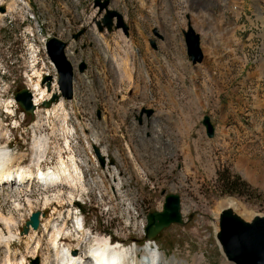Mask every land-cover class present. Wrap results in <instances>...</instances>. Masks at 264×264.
I'll return each instance as SVG.
<instances>
[{
	"label": "rangeland",
	"instance_id": "obj_1",
	"mask_svg": "<svg viewBox=\"0 0 264 264\" xmlns=\"http://www.w3.org/2000/svg\"><path fill=\"white\" fill-rule=\"evenodd\" d=\"M236 2L228 6L218 0H109L108 8L122 14L129 27L126 37L120 30L98 31L95 20L103 14L98 16L94 0H0V11L4 10L0 12V146L9 143L14 166L34 169L30 131H10L11 118L1 105L23 89L25 60L27 68L31 66L29 44L42 36L57 38L67 44L66 55L73 67L86 64L82 75L74 71L79 100L73 104L77 118L75 122L72 117V128L77 123L87 138L104 147L115 161L114 185L119 183L115 187L108 179L113 196L105 183L102 198L88 186L86 192L74 189L79 190L75 200L82 204L90 232L89 247H94L93 239L105 238L131 249L142 246L136 248L140 263L146 258L144 247L150 244L159 247L166 264L174 260L178 264H231L215 237L220 212L230 208L245 222L264 217V76L260 74L264 26L257 21L255 0ZM189 25L201 37L204 59L197 65L186 55L182 32ZM81 30L85 33L74 41L72 36ZM44 42L40 41L43 47ZM36 60L49 58L40 53ZM124 72L132 77L131 83L117 80ZM29 74L32 71L26 72L27 80ZM16 105V118L23 120ZM143 109L152 115H141ZM204 116L215 127L212 139L202 126ZM29 122L26 117L25 125ZM96 169L99 165L94 162L91 170ZM220 174L221 178L239 177L248 187L224 194ZM39 190L22 193L18 199L25 214L29 213L25 211L27 197L34 208L42 206L46 196L50 204H55L54 195L64 199L63 191ZM162 192L180 197L184 225L173 224L147 241L146 217L162 211ZM6 208L10 210L9 205ZM45 237L39 236L44 248L37 256L42 264L43 259L55 264ZM24 241L13 243L12 250L10 244L11 252L29 255L31 248ZM86 245L81 246L80 255Z\"/></svg>",
	"mask_w": 264,
	"mask_h": 264
},
{
	"label": "bare ground",
	"instance_id": "obj_2",
	"mask_svg": "<svg viewBox=\"0 0 264 264\" xmlns=\"http://www.w3.org/2000/svg\"><path fill=\"white\" fill-rule=\"evenodd\" d=\"M218 1L220 3H223V5H224V3H226V4L228 3V6H234V4H236L238 2V1L236 2V0H233V2H231V3H229L228 0L227 1L218 0ZM262 2H264V1H262ZM262 2L255 0V8H256V12H257L256 13L257 21L261 25L264 26V15H263L264 3L262 6V4H261ZM212 6H213V4H212ZM236 13H237L238 17L241 16V13L239 11H236ZM1 17H2V15H0V18ZM224 30L225 31H231L232 29L230 30L228 28H225ZM40 46L42 49H44L42 43H40ZM69 57L70 58L74 57L73 53H69ZM47 61L49 62V60H47ZM36 65H37V60H31L30 68H34ZM262 66L263 65H261L260 74L264 76V67H262ZM28 80H32V74L31 75L29 74ZM117 80H119V81L124 80L126 82L131 83L133 79H132V77H130V75L128 73L124 72V73H121L120 75L117 76ZM33 86L35 89L33 99H34V103L36 106L39 105V103L41 101H44V100L50 98V96L52 95V93H50L46 89V87L41 85L40 79L37 82H34ZM52 87L55 90V92H57L56 85L54 84ZM12 103L15 104L14 100L4 102V106L6 107L7 113L9 115H14L13 109L10 110V104H12ZM172 103L173 102L171 101L170 104H172ZM64 104H65V102L61 99V100H59L58 103L53 105V107L51 109L44 110V111L49 116L52 115V116L58 117L59 115H63L64 118L67 120L70 118V114L65 110ZM173 108H175V107H173ZM37 113H38V111H37ZM41 141H43V140L35 142V149H36L35 150V158H37V159H41L43 156L42 153L39 152V149H43V150L45 149V143L44 142H42V144L37 148V146L41 143ZM88 157H90L92 160L91 165H93L94 162H97L96 158L92 154H91V156H88ZM14 159L15 158L12 156L11 152L9 151V149L6 146L0 147V182L2 180H5V182H7V181L12 182L14 180V183H17L18 185L21 186L22 184H25L28 181L29 182L35 181L36 177L39 175L38 181H35L32 184V187L28 190V193H30L32 191V189H36V188L42 189V187H43V190H42L43 192H46V193L52 192V190H50V189H56V188L62 187V184H59V182H66V187H69V188L70 187L74 188V189L80 188L81 192L82 191L86 192V188H84V187H86V186L90 187L91 173H89L88 171H80V165H76L75 163L58 162L56 169H48L46 172L44 171L45 173H43L40 170H37V171H34V169L29 170L26 167H18L15 169L14 168L15 167L14 166ZM60 164L63 166V167H61V170L57 169V167L59 168ZM72 166L74 167V169L72 171L73 174L70 173V169L72 168ZM95 171H99V170L96 169ZM79 172H80V180H79V183L77 185V176L75 174L79 173ZM118 185H119V183L116 184L117 187H118ZM3 188L4 187H2L1 190H3ZM11 188H12V186H11ZM53 191H54L53 193L59 192V191H55V190H53ZM53 199L56 200V201H54L55 203H57V204L59 203V196L58 195H54ZM73 201L74 200L72 199L68 203H71ZM76 201L80 202V200H76ZM15 203H16V201H14V204ZM44 204L46 205V207H45L46 209H47V205L50 206V198L48 196H46L44 198ZM229 204H231V203H229ZM26 205L28 208H30V206L34 208V204H33L30 197L26 198ZM15 208L21 209V205L19 204V205L15 206ZM51 208H53V207H51ZM51 210L53 213L56 211V208H53ZM29 212H30V210H29ZM75 213L78 214L79 211H75ZM29 214H31V213H29ZM52 217H53V215L50 214L48 217L45 218V220H43V222H42L43 227H42L41 235L48 237V244H49L48 248L53 253V258H54L53 261L55 262V264H166L167 263L166 259L164 258V255L162 254L160 249L157 246H154V248H153L150 244L146 245V247H144V253L146 255V258H144V261L143 262L141 261V263L137 260L136 248L131 249V248L125 247L124 245L119 244V243H116V244L109 243V239L95 238V239H93V241L95 242L94 247L93 246L89 247V244L91 243V241L89 242V240H88V238L90 237V232H88L89 230L86 229L84 224H82L77 219H75V222H74L75 226L78 230L76 233V231L74 229V234L75 235L77 234L76 239H75V243L74 244L73 243L72 244H66V246H64L61 244L60 239H61V237L63 238L65 236H67L68 233L66 230H64V228H59V226H61V224L60 223L58 224V222H57L59 220L56 218L54 219ZM61 220H63V218ZM0 222H2V224L5 225L6 230H7V236H6V234H3V232L0 230V252H1V249H3L2 253L4 254L3 259H0V264H27V263H29L28 259H34V256L38 255V250L40 248L41 243H40L39 237H37L36 231L31 232L28 236L20 237V236H18L16 229H15L17 226V222L13 218H11V216L5 217L4 215L0 214ZM218 230L219 229H218L217 222H216L215 223V234L218 233ZM15 240H18L19 243H20V241L25 240L24 242L26 244L25 243L24 244L27 245V247H26L27 249L31 248L30 249L31 253L29 255H27L26 257L21 255V253H12L10 250V244H11V242H13ZM217 243H218L220 250L222 251L221 245L219 244V242H217ZM85 244H87L86 245L87 250L85 251V253L83 255H80L81 246H83ZM45 254H46V252H45ZM47 256L50 259V256H51L50 253H48ZM130 258H132V259L130 260ZM43 263L49 264L44 259H43ZM170 264H178V262H176L174 260V261H171ZM231 264H234V263H231Z\"/></svg>",
	"mask_w": 264,
	"mask_h": 264
},
{
	"label": "water",
	"instance_id": "obj_3",
	"mask_svg": "<svg viewBox=\"0 0 264 264\" xmlns=\"http://www.w3.org/2000/svg\"><path fill=\"white\" fill-rule=\"evenodd\" d=\"M109 0H94V9H98V16L100 20H95V24L99 32L106 30L108 33L120 30L124 36L128 37L129 27L124 22V17L117 11L108 8ZM0 12H4L1 9ZM85 33L81 30L72 36L74 41H77ZM155 38L161 39V36L154 32ZM185 42L186 55L188 61L192 65L200 64L203 61V52L201 49V37L189 25L187 30L182 32ZM151 46L154 47V41H150ZM67 44L57 38H51L46 43V53L54 65L58 75V90L60 97L64 100L70 101L73 98V80L74 70L82 75L86 70V64L81 62L76 68L68 60L65 49ZM51 77L46 76L43 78L42 84L46 83V87L50 90ZM15 100L20 108L26 114H33L34 106L31 103V95L26 89H22L15 95ZM59 96L54 94L51 100L43 103L44 108H49L53 103H57ZM146 113L147 116L152 115L151 110L143 109L141 115ZM99 116V114H98ZM202 126L205 128V134L208 139H212L215 133V127L212 125L210 118L204 116ZM93 151L101 165L105 166L106 160L101 155L97 147H93ZM115 161L113 158L109 159V165L113 166ZM165 202L161 212L149 213L146 217V228L144 230L145 239L152 240L163 230L171 225L183 226L184 222L181 216L180 197L177 194H165ZM46 217L47 212H35L25 223L21 236L28 235L29 228L33 231L38 229L39 216ZM218 233L216 239L221 245L222 253L228 262L234 264H264V217H255L252 222L243 221L236 215L232 209L226 208L222 210L219 215ZM75 254V253H74ZM28 264H40V258L35 257L29 259Z\"/></svg>",
	"mask_w": 264,
	"mask_h": 264
},
{
	"label": "built area",
	"instance_id": "obj_4",
	"mask_svg": "<svg viewBox=\"0 0 264 264\" xmlns=\"http://www.w3.org/2000/svg\"><path fill=\"white\" fill-rule=\"evenodd\" d=\"M46 63L48 65H51L50 62H47V60H37V65L34 68H27V71H32V80H27L25 84L27 85V88L32 92V96L35 93L33 84L34 81L38 80V76L49 75L51 73L49 71L50 67L46 66ZM51 117L53 116H49L44 112L43 115L37 116L36 123L32 125V140L34 142L43 140L41 141V143L44 142L46 145V149L42 153L43 158L40 160L36 158V161L40 162L41 160L44 161L47 159V162H45L46 167L43 169V171L45 172L48 169H56V162L75 163L76 165H80V171H88L89 173H91L90 191H93L96 195L101 197L100 192L106 190L103 180L104 178H106V176H110V171L108 169H102L100 166L99 171H91V163H89V158L81 150L83 149L81 147L82 143L78 138L75 137L76 133L75 129L72 128V118L66 120L63 115H60V117L56 119ZM52 127H57L59 129V132L50 131V128L52 129ZM85 142L86 141H83L84 147ZM75 175L77 176L78 185L80 180V172L76 173ZM109 189L113 196L110 187ZM42 190L43 187L38 192H41ZM50 190L63 191L64 199L69 193L66 187V183H62L61 188ZM45 206V204H42V206H35V209L39 207L44 208Z\"/></svg>",
	"mask_w": 264,
	"mask_h": 264
},
{
	"label": "trees",
	"instance_id": "obj_5",
	"mask_svg": "<svg viewBox=\"0 0 264 264\" xmlns=\"http://www.w3.org/2000/svg\"><path fill=\"white\" fill-rule=\"evenodd\" d=\"M221 176H222V174H220V176H219L220 177L219 181L221 183L224 194H229V195L236 194V193H238L237 192L238 187H240V186L248 187V185L245 182L241 181L239 177L229 178V177L223 176V178H221Z\"/></svg>",
	"mask_w": 264,
	"mask_h": 264
}]
</instances>
